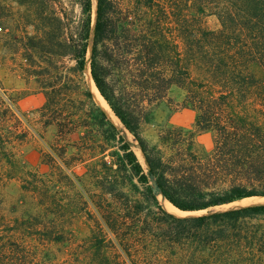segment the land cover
Here are the masks:
<instances>
[{
  "label": "trees",
  "instance_id": "16d2710c",
  "mask_svg": "<svg viewBox=\"0 0 264 264\" xmlns=\"http://www.w3.org/2000/svg\"><path fill=\"white\" fill-rule=\"evenodd\" d=\"M211 15L220 29L205 26ZM0 36L5 56L45 94L37 112L44 129L56 128L46 157L60 177L25 170L0 129L7 177L41 210L10 218L0 193V264H54L47 246L73 241L75 222L89 228L91 264H264V204L191 218L167 212L86 79L92 40L97 89L178 210L264 197L256 111L264 106V0H97V18L93 0H0ZM174 86L200 130L215 133L211 152L198 154L181 135H161L170 154L143 138ZM79 165L82 174L70 172Z\"/></svg>",
  "mask_w": 264,
  "mask_h": 264
},
{
  "label": "rangeland",
  "instance_id": "374dc122",
  "mask_svg": "<svg viewBox=\"0 0 264 264\" xmlns=\"http://www.w3.org/2000/svg\"><path fill=\"white\" fill-rule=\"evenodd\" d=\"M205 26L209 30L221 28L219 19L213 15L205 19ZM91 49L92 40L87 62L89 68ZM169 98L171 101L164 102L156 108L154 119L142 125L141 133L143 138L151 146H159L170 154V150L168 151L167 147H163L161 144V135L172 134L175 138L181 135L185 138L187 144H191L193 151L198 154L205 155L211 152L214 148L215 133L200 130L197 125V112L191 108H186L184 105L186 92L174 86L170 90ZM3 102H5V105ZM44 102L45 94L40 91L34 80H30L20 72L11 57L5 56L0 36V123L5 124L0 129L3 130L4 128L7 132L5 134L7 135L5 138L6 147L25 170L36 173L43 179L54 180L59 183L58 172L49 164L51 163L50 158L46 157L49 153L48 144L53 142L56 137V128L44 129L40 123V115L37 112ZM257 110L260 111V119L264 122V106H257ZM114 125L138 155L153 185V178L146 167V161L144 162L145 158L139 145L134 142L133 136L128 131L124 132L116 124ZM124 129L126 128L124 127ZM75 140H78V138L76 137ZM71 152L76 154L78 151L70 150L69 156L72 155ZM8 170V164L0 160V193L6 201V215L10 218H23L39 214L41 210L36 204L37 201L34 195L23 191L20 180L7 177ZM73 171L80 175L84 170L79 165L70 172ZM69 173L66 171V174ZM62 185L64 186L63 183ZM63 188L68 190L65 187ZM263 204V198L245 199L236 201L230 206L213 208L203 212H189V214L184 216L176 217L200 216ZM74 228L76 236L73 237V241L67 244H51L47 246L46 252L54 264H91L86 250L87 244L85 243L90 233L89 228L78 222H75ZM45 249L41 247L42 251Z\"/></svg>",
  "mask_w": 264,
  "mask_h": 264
},
{
  "label": "bare ground",
  "instance_id": "6f19581e",
  "mask_svg": "<svg viewBox=\"0 0 264 264\" xmlns=\"http://www.w3.org/2000/svg\"><path fill=\"white\" fill-rule=\"evenodd\" d=\"M94 4H95V12H94V18H96V4H97V0H93ZM90 68L89 66H87L86 69V79H87V83L88 86L94 96L95 101L97 102V104L105 111V113L109 116V118L111 119V121L116 124L118 127H120L124 132H127L126 129H124V126L121 124V122L117 119V117L113 114V111L111 110V108L109 107V105L107 104V102L105 101V99H103V97L101 96L99 90L97 89L94 80L92 78L91 72H90ZM139 151V150H138ZM144 160V158H143ZM145 162V160H144ZM146 167L147 163H146ZM153 180V189L155 191V194L160 202V204L162 205V207L169 212L170 214H173L175 216H184L185 214H189V212H182L180 210H178L177 208H175L161 193V191L159 190V188L156 186L155 180ZM258 198V197H255ZM264 199V198H263ZM230 206V205H228Z\"/></svg>",
  "mask_w": 264,
  "mask_h": 264
},
{
  "label": "water",
  "instance_id": "95a60500",
  "mask_svg": "<svg viewBox=\"0 0 264 264\" xmlns=\"http://www.w3.org/2000/svg\"><path fill=\"white\" fill-rule=\"evenodd\" d=\"M96 18H97V9H96ZM95 25H96V19H95V21H94V26H93V28H94V30H95ZM93 33H94V31H93ZM90 70H91V68H90ZM102 96V95H101ZM163 195V194H162ZM258 198H264V197H258ZM192 217H196V216H192ZM185 218H191V217H185Z\"/></svg>",
  "mask_w": 264,
  "mask_h": 264
}]
</instances>
